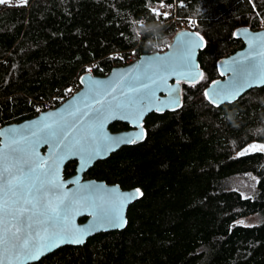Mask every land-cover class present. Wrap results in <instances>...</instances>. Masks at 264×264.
<instances>
[{"label":"trees","instance_id":"16d2710c","mask_svg":"<svg viewBox=\"0 0 264 264\" xmlns=\"http://www.w3.org/2000/svg\"><path fill=\"white\" fill-rule=\"evenodd\" d=\"M174 1L177 15L192 19L206 40L198 55L203 78L182 83L177 109L145 117L143 140L84 173L144 195L129 205L124 228L29 264H264V151L250 150L264 144V85L219 106L204 95L219 77L217 61L243 45L234 30L263 26L264 0H6L0 4V126L35 116L87 66L104 75L128 52L139 56L153 43L170 42L177 28L158 7ZM142 24L162 25L161 35L141 33ZM75 163L65 165V177ZM242 173L257 178L252 195L225 184ZM255 213L260 222H240Z\"/></svg>","mask_w":264,"mask_h":264},{"label":"snow or ice","instance_id":"6c2138e0","mask_svg":"<svg viewBox=\"0 0 264 264\" xmlns=\"http://www.w3.org/2000/svg\"><path fill=\"white\" fill-rule=\"evenodd\" d=\"M5 2L6 0H0V4ZM153 11L159 15L158 11ZM194 35L199 37L201 43L193 44L189 33L185 32L182 36L188 39L183 40L182 47L176 52L153 57L145 65L122 76L120 80L126 82L127 87V91L122 90L120 93L122 101L115 104L108 102L109 97L113 101L117 100L114 95L119 86L117 82L92 81L85 98L86 101L90 98L91 103L84 104V111L78 107L70 110L67 115L75 117L71 123L63 115L53 118L55 114H50L51 123L42 122L27 136H13L0 148V264H9L10 260L33 259L34 250H50L61 243H83L85 235L106 224L115 227L124 225L121 212L112 210V201L98 196L87 185L70 192L64 191V184L58 178L59 164L70 155L79 156L84 163H89L121 144H135L143 140V132L136 137L127 138L104 135L100 137L103 142L101 152L89 147L97 139L98 129L90 126L87 133L77 136L79 130L76 124L82 117L88 116L102 128L110 118L108 114L112 112L125 114L111 117L114 119H140L146 108L151 110L145 102L154 100L156 92L163 90L161 85L167 86L170 76L178 77L177 86L180 79L195 80L192 57L194 48L203 46L204 37L199 36V33ZM248 43L250 49L258 47L259 51H250L239 61L233 62L238 65V68L231 69L235 73L233 80L227 86L217 87L214 91V103L235 99L247 87L258 82L264 83V39L258 34L249 39ZM244 61L247 62L246 65L242 63ZM199 77L202 79L203 73H199ZM83 81L84 78H81V82ZM168 91L170 96L177 94L173 96L171 104L179 106L178 87ZM204 95L211 99L208 92ZM156 110L162 111L163 108L157 107ZM41 144H50L56 150L55 158L40 157L37 149ZM251 148L253 151H264V144H253ZM143 195L140 189L135 190V197ZM132 198L125 196L120 199V208ZM89 207L93 209L92 214L97 223L88 230L70 227L71 218L79 214L81 208ZM37 240L46 243L38 244Z\"/></svg>","mask_w":264,"mask_h":264},{"label":"water","instance_id":"95a60500","mask_svg":"<svg viewBox=\"0 0 264 264\" xmlns=\"http://www.w3.org/2000/svg\"><path fill=\"white\" fill-rule=\"evenodd\" d=\"M189 33L191 37V41L193 44H199L201 41L199 40V37L194 35L196 33H199L195 29H179L177 30L170 42L169 46L162 52H154V53H142L140 54L136 59L133 61L124 64V65H114L111 67L108 73L104 75H97V74H92L90 72H83L79 79L81 82V78H84V81L81 82L80 88L71 94L64 102L61 104L57 105L54 108L46 109V110H41L39 111L35 116H32L30 118L24 119L19 122H11L7 123L5 125L0 126V148L3 147L5 143H8L9 140L13 136L19 137L20 135H29L30 131L35 130L37 126H39L42 122L47 121L48 123H51L52 120L49 119L50 114H55V117L53 118H58L60 116H65V118L71 123L75 117H69L67 113L70 110H74V108L78 107L82 111H84V104L86 102L91 103L90 98L86 101V96L88 93V88L89 84L92 81H102L105 83H112V82H117L118 87L117 91L114 94L117 97V100L113 101L109 97V103L110 104H115L123 100V97L120 95L121 91H127L126 87V82H122L120 78L122 76H126L130 71H135L139 66L145 65L151 58L156 57V56H166V55H171L172 53L176 52L180 47H182V42L185 39H188V37H183V33ZM234 36L236 38H239L243 45L241 48L236 49L234 52L220 58L217 61V71L219 74V77L212 80L204 89V93L208 92L210 94V98H207V100L214 106H219L224 103H231L238 99L241 95H243L245 92H247L251 88L255 87H261L264 85V83H256L255 85L251 87H247L244 89L235 99L228 100V101H223L220 103H214L213 100L215 99L214 97V91L217 89L218 86H227L230 81L233 80V77L235 73L231 71L232 68H238L237 64H234V61H239L241 57L246 55L250 51H259V48L257 47L256 49H250L249 47V39L252 37L257 36L258 34L261 36L262 39H264V22L263 26L257 30H252L249 27H239L234 30L233 32ZM199 36L204 37L201 33H199ZM206 43V40L204 38L202 44L203 46L201 47H196L194 48V55L192 57V73L196 77L195 80H187L185 79H180L179 85L177 86V76L173 75L170 76L167 80V86L165 87L164 85H161V88L163 90L157 91L155 98L153 101H146L145 104L148 105V107L151 108V110H147V108L144 111L143 116L140 119H135L134 117H129L128 119H114L111 118L115 115H125L124 113H116L112 112L109 113V119H107L103 127L101 128L98 123H96L93 120H90L88 116H84L80 119V121L76 124V128L79 130L76 135L80 136L81 134L87 133L89 131L90 126H94L95 128L98 129L97 133V139L95 142H91L89 144L90 148L97 149L101 152H103V142L100 139V137L107 135L111 137H136L139 133L145 132V128L143 126V122L145 117L151 113V112H164L167 110H174L177 109L181 103H182V83H195L197 82L200 77L199 73H202V69L200 67V63L198 60V55L201 49L204 48ZM257 60L259 58L257 57ZM244 65L247 64L246 61L242 62ZM239 70V69H238ZM215 82V83H214ZM173 87H178L179 92H178V103L179 106H173L171 104V100L173 96L177 94H173V96L169 95L168 89H171ZM98 107V106H97ZM157 107H162V111L156 110ZM77 116H79V113H77ZM114 122H123L128 125L126 129L118 130V131H112L109 128V125L114 123ZM139 125V127L137 126ZM15 130V131H13ZM145 137V136H144ZM141 141V140H140ZM139 142V141H138ZM124 145H132V144H121L119 147H117L115 150L108 152L107 154H104L100 157H97L90 161L89 163H84L82 159L79 156L76 155H70L67 157L62 163L59 164V172H58V178L59 181L64 184V191L70 192L75 190L77 187L87 185L89 189H94L95 193L98 196L104 197L105 199H109L112 201V210L113 211H120L121 215L123 217V220L125 221L124 225L122 227H115L112 225L106 224L103 228H96L95 230L89 232L87 235H85L83 243L89 238L90 236L94 235L95 233L102 232V231H113V230H120L125 227L127 224V210L130 204H132L137 197L134 196L135 190L139 189L137 187L134 188H129V189H123L120 187L118 183H107L104 180H99L95 178H84V173L87 171L88 168L93 166V164L98 161L107 158L111 153L115 152L118 150L120 147ZM37 152L40 157H44L45 159L52 157L55 158L56 155V150L50 145V144H41V146L37 149ZM69 161H76L75 163V172L71 174L68 177L64 176V167ZM73 181H76L78 183H73ZM125 196H132L133 198L124 204L123 208H120L119 205V200L122 199ZM93 209L91 207L89 208H81L79 210V214L73 216L71 218V223L70 227L78 228V229H83V230H88L92 227L93 224L97 223L95 216L92 214ZM83 220H80L82 219ZM240 222H243L241 220ZM63 223V221L61 222ZM14 230V229H13ZM31 243V242H30ZM37 243H46V241L42 240H37ZM83 243L75 244V243H61L58 247L51 248L50 250H45V251H39V250H34L35 252V258L29 259V260H10L9 264H29L32 262H35L39 260L41 257L45 256L46 254L54 251L55 249L64 246V245H72V246H77L81 245Z\"/></svg>","mask_w":264,"mask_h":264},{"label":"built area","instance_id":"2783aa9c","mask_svg":"<svg viewBox=\"0 0 264 264\" xmlns=\"http://www.w3.org/2000/svg\"><path fill=\"white\" fill-rule=\"evenodd\" d=\"M177 2L174 1L172 2L171 4L169 5H163L161 6L160 8V11L161 12H164V13H167L169 12V15H170V19L169 21L171 23H173V25L178 28V29H182V28H191L192 25H193V20L190 19V18H180L178 15H177ZM168 47V43L167 44H162V45H159V44H151L149 50H148V53H154V52H162L164 51L166 48ZM137 56L132 53V52H128L125 56H123L122 58H119L118 61H115L114 62V65H124L126 63H129L131 61H133ZM90 69V71H89ZM87 71V72H90L92 74H95L93 72V69L91 66H87L84 70V72ZM106 74V73H105ZM81 86V82L80 80L76 81L75 83H73L66 91L65 95H59V96H56L55 98L45 102L42 107L43 109H50V108H53L55 106H57L58 104L62 103L65 101V99L70 96L71 94H73L74 92H76ZM42 109V110H43Z\"/></svg>","mask_w":264,"mask_h":264},{"label":"rangeland","instance_id":"374dc122","mask_svg":"<svg viewBox=\"0 0 264 264\" xmlns=\"http://www.w3.org/2000/svg\"><path fill=\"white\" fill-rule=\"evenodd\" d=\"M158 11L160 12L159 8ZM169 14V12H167ZM249 147V146H248ZM250 150H253L252 148ZM226 186L236 189L244 195H252L256 192L257 178L252 173H242L230 176L225 181ZM261 217L259 214H252L243 219L246 224H255L260 222Z\"/></svg>","mask_w":264,"mask_h":264},{"label":"clouds","instance_id":"9594fccd","mask_svg":"<svg viewBox=\"0 0 264 264\" xmlns=\"http://www.w3.org/2000/svg\"><path fill=\"white\" fill-rule=\"evenodd\" d=\"M161 30L162 25L159 24H142L140 28L141 33L151 32L154 38L161 35Z\"/></svg>","mask_w":264,"mask_h":264}]
</instances>
